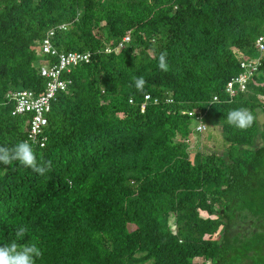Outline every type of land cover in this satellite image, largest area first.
I'll return each mask as SVG.
<instances>
[{
    "label": "trees",
    "instance_id": "trees-1",
    "mask_svg": "<svg viewBox=\"0 0 264 264\" xmlns=\"http://www.w3.org/2000/svg\"><path fill=\"white\" fill-rule=\"evenodd\" d=\"M60 25L54 48L91 58L52 102L44 146L28 142L50 171L0 164V246L24 226L36 264H264V0H0V145L27 141L5 96L42 93L57 59L36 47ZM241 108L246 131L226 122ZM192 134L212 144L191 156Z\"/></svg>",
    "mask_w": 264,
    "mask_h": 264
},
{
    "label": "built area",
    "instance_id": "built-area-1",
    "mask_svg": "<svg viewBox=\"0 0 264 264\" xmlns=\"http://www.w3.org/2000/svg\"><path fill=\"white\" fill-rule=\"evenodd\" d=\"M65 26L60 25L57 28L47 31L46 35L41 39L36 47L38 55H49L57 59L56 63L52 65H43L39 68V74L44 79V90L42 93L36 95L32 91L22 90L10 92L6 95L8 103L13 105L12 115L14 116H29L27 129V142L38 144L40 147L44 146L46 137L44 136V128L47 125L46 115L51 110L52 102L58 93L66 92L71 85V80L68 78L72 68L79 64H87L90 61L91 55L88 52H68L60 53L53 46V38L57 30H64ZM129 42V36L123 37L118 48L123 44ZM256 50L262 54L264 53V35L259 36L255 41ZM261 59H240V73L237 77L232 78L225 87V93L229 96L234 94L236 87L240 92L246 90L247 84L250 82L254 74L257 73L261 65ZM150 99L149 95L144 97L145 101ZM216 101V98L213 99ZM156 103V100H154ZM144 109V105L141 107ZM196 125L194 127L196 132L204 130L201 123V118L196 116Z\"/></svg>",
    "mask_w": 264,
    "mask_h": 264
},
{
    "label": "clouds",
    "instance_id": "clouds-1",
    "mask_svg": "<svg viewBox=\"0 0 264 264\" xmlns=\"http://www.w3.org/2000/svg\"><path fill=\"white\" fill-rule=\"evenodd\" d=\"M158 67L165 72L169 70L167 53L160 54ZM133 81L136 89L142 92L146 83L144 78L133 77ZM226 122L236 130L246 131L252 126L254 116L247 109H235L228 112ZM14 162L25 168H30L40 176H44L51 169V161L42 159L38 161L31 144L27 141H20L11 147L0 145V164L9 166ZM26 232V227H19L15 233V239L9 244L0 246V264H36L37 260L42 257V250L37 243H20Z\"/></svg>",
    "mask_w": 264,
    "mask_h": 264
},
{
    "label": "rangeland",
    "instance_id": "rangeland-1",
    "mask_svg": "<svg viewBox=\"0 0 264 264\" xmlns=\"http://www.w3.org/2000/svg\"><path fill=\"white\" fill-rule=\"evenodd\" d=\"M258 119L260 122H264V116L261 114L258 116ZM214 134V132H213ZM207 134H203V135H194L192 134L188 140V144H189V153L191 154V156L198 150H200L201 148V144H207V145H211L212 144V137L210 136H204ZM172 219V218H171ZM170 226L171 229L174 230V224H173V220L170 221Z\"/></svg>",
    "mask_w": 264,
    "mask_h": 264
}]
</instances>
